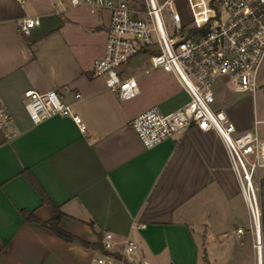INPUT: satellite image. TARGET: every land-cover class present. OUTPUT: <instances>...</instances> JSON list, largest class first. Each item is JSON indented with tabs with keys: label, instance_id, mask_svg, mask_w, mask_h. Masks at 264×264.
Listing matches in <instances>:
<instances>
[{
	"label": "crops",
	"instance_id": "crops-1",
	"mask_svg": "<svg viewBox=\"0 0 264 264\" xmlns=\"http://www.w3.org/2000/svg\"><path fill=\"white\" fill-rule=\"evenodd\" d=\"M26 1L0 0V95L19 132L11 139L0 129V264H98L99 249L63 241L24 219L21 211L41 221L52 215L38 187L64 213L62 229L89 242L111 232L117 253L126 239L136 243L128 264H223L226 257L242 258L252 249V237L236 233L247 227L246 207L218 135L193 125L146 148L130 126L154 105L165 113L178 108L187 93L177 85L158 89L141 77L139 94L119 99L91 72L106 41L95 35L107 34L109 12L78 5L99 21L90 33L80 29L95 42L75 46L49 23V17L59 18L57 12L27 11ZM23 16H39L40 24L25 34L17 28ZM222 82L216 106L238 130L264 121V58L258 108L255 94L236 93ZM26 89L56 90L84 129L59 115L32 124L24 109ZM258 128L264 136V123ZM260 196L264 232V184Z\"/></svg>",
	"mask_w": 264,
	"mask_h": 264
},
{
	"label": "built area",
	"instance_id": "built-area-1",
	"mask_svg": "<svg viewBox=\"0 0 264 264\" xmlns=\"http://www.w3.org/2000/svg\"><path fill=\"white\" fill-rule=\"evenodd\" d=\"M78 5L109 12L104 52L91 66L92 75L103 80L105 89L128 100L139 94L138 80L144 77L158 89L177 85L188 95L185 103L170 112L154 105L130 121L146 148L193 125L218 135L243 198L256 247L257 231L260 229V235L262 231L264 174V136L258 126L264 121L256 119L253 129L238 130L228 114L216 106L215 82L222 78L236 93H256L264 58V0H143L137 6L129 0H60L52 6L66 9ZM183 5L189 19L180 11ZM165 17L172 23L170 30ZM40 21L39 16H23L17 20V28L28 34ZM143 56L144 65L134 67L136 59ZM23 97L32 124L59 115L70 117L84 129L81 118L56 90L26 89ZM0 129L11 139L19 134L1 95ZM236 233L242 235L243 228L237 227ZM102 244L108 252L101 254L98 264L125 262L137 248L126 239L116 258L111 232L104 233Z\"/></svg>",
	"mask_w": 264,
	"mask_h": 264
},
{
	"label": "rangeland",
	"instance_id": "rangeland-1",
	"mask_svg": "<svg viewBox=\"0 0 264 264\" xmlns=\"http://www.w3.org/2000/svg\"><path fill=\"white\" fill-rule=\"evenodd\" d=\"M60 0H27L26 4L24 5L27 11H32V9L39 7L41 12H57L59 18L56 16L49 17V23L54 26L55 28H60V35L63 37L64 41L69 42L73 45L84 44L89 46L90 43L93 44L95 41L90 40L92 39L91 36H87L83 33L80 29H89L94 27L98 23V18L96 14H92L89 10L84 6H78L77 8H67L64 10L61 6L54 10L52 8V3L57 2ZM66 1V0H65ZM163 1V0H160ZM129 2L133 3L134 5H141L143 0H129ZM185 19H189V11L188 8L184 5L180 8ZM41 20V17H39ZM104 23L107 22L106 18L104 17ZM165 23L167 28L170 30L172 27V23L168 17H165ZM59 35V36H60ZM97 39L100 40L101 43L104 42L107 38V34L105 31L101 30L98 34L95 35ZM106 42V41H105ZM134 67H140L144 65L146 62V57H138L135 61ZM135 72V71H134ZM131 72H128L130 74ZM223 79L219 78L215 82V90L218 93L219 91L223 90ZM258 88L255 93V106L258 108ZM252 95V94H250ZM259 117V115H258ZM244 219L242 220V224L246 225L247 227H242L244 232L251 235L252 237V249L250 248L248 251H245L244 256L242 258H234V257H226L223 259V264H258V255L255 252V241L253 235L250 231V224L248 220V215L246 209L243 213ZM263 230L261 231V264H264V235ZM234 238H228L226 241L225 246V253L228 255L229 253V243L233 242ZM228 245V247H227ZM230 256V255H229Z\"/></svg>",
	"mask_w": 264,
	"mask_h": 264
},
{
	"label": "trees",
	"instance_id": "trees-1",
	"mask_svg": "<svg viewBox=\"0 0 264 264\" xmlns=\"http://www.w3.org/2000/svg\"><path fill=\"white\" fill-rule=\"evenodd\" d=\"M261 184H264V174L261 178ZM38 189L42 195L43 203H47L51 206L52 215L48 220L41 221L32 212L21 211V213H22V215L26 221L37 222V223L43 225L44 227L48 228L51 232H53V234H55L57 237H59L63 241L77 243V244L84 246V247H91L94 249H99L102 253L108 252L103 248L102 234L101 233H97V240L95 242H89V241H86V240L80 238L79 236H77L73 233H70V232L62 229L59 226V222H60L61 218L63 217L64 213L61 211L59 206L55 205L49 199V197L45 194V192L41 188L38 187ZM263 235H264V233H263ZM112 255L115 256L116 258H119V256H120V254L117 252L112 253ZM125 263L128 264L127 261H125Z\"/></svg>",
	"mask_w": 264,
	"mask_h": 264
},
{
	"label": "bare ground",
	"instance_id": "bare-ground-1",
	"mask_svg": "<svg viewBox=\"0 0 264 264\" xmlns=\"http://www.w3.org/2000/svg\"><path fill=\"white\" fill-rule=\"evenodd\" d=\"M258 234V243L256 244L255 247V252L258 255V264H261V235H260V229L257 231Z\"/></svg>",
	"mask_w": 264,
	"mask_h": 264
}]
</instances>
